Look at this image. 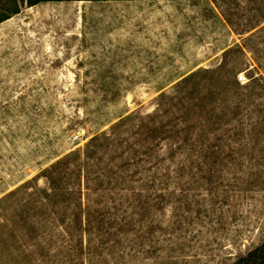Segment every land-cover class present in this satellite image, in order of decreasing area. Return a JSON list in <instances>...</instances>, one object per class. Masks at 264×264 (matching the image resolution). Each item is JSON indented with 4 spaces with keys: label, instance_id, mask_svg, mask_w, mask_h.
Instances as JSON below:
<instances>
[{
    "label": "rangeland",
    "instance_id": "obj_1",
    "mask_svg": "<svg viewBox=\"0 0 264 264\" xmlns=\"http://www.w3.org/2000/svg\"><path fill=\"white\" fill-rule=\"evenodd\" d=\"M262 243L264 0L0 23V264H231Z\"/></svg>",
    "mask_w": 264,
    "mask_h": 264
},
{
    "label": "trees",
    "instance_id": "obj_2",
    "mask_svg": "<svg viewBox=\"0 0 264 264\" xmlns=\"http://www.w3.org/2000/svg\"><path fill=\"white\" fill-rule=\"evenodd\" d=\"M58 1H116V0H0V23L10 18L20 10L22 4L27 7L42 2ZM126 1V0H124ZM231 264H264V243L256 246L244 256L239 257Z\"/></svg>",
    "mask_w": 264,
    "mask_h": 264
},
{
    "label": "crops",
    "instance_id": "obj_3",
    "mask_svg": "<svg viewBox=\"0 0 264 264\" xmlns=\"http://www.w3.org/2000/svg\"><path fill=\"white\" fill-rule=\"evenodd\" d=\"M116 1H124V0H116ZM126 1H141V0H126ZM144 1V0H143ZM78 3H85V2H92V1H77ZM104 2H108V1H104Z\"/></svg>",
    "mask_w": 264,
    "mask_h": 264
}]
</instances>
